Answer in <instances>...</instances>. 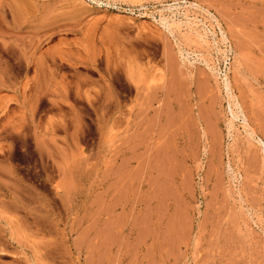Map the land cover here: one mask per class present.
Returning <instances> with one entry per match:
<instances>
[{"label": "rangeland", "instance_id": "rangeland-1", "mask_svg": "<svg viewBox=\"0 0 264 264\" xmlns=\"http://www.w3.org/2000/svg\"><path fill=\"white\" fill-rule=\"evenodd\" d=\"M263 125L264 0H0V264H264Z\"/></svg>", "mask_w": 264, "mask_h": 264}, {"label": "bare ground", "instance_id": "bare-ground-1", "mask_svg": "<svg viewBox=\"0 0 264 264\" xmlns=\"http://www.w3.org/2000/svg\"><path fill=\"white\" fill-rule=\"evenodd\" d=\"M206 1H207V0H206ZM191 4H192V3H191ZM193 5H194V4H193ZM196 6H197V5H196ZM170 7H171V6H168L165 10H167V11L170 10V9H171ZM170 14H171V12H170ZM173 14H174V13H173ZM172 16H173V15H172ZM161 17H162V16H161ZM161 17H160L159 20H160L162 26H163V27H166L167 30H168L170 33H173V29L179 26V22L176 24V23H175L176 21H174V20H169V18L166 19L165 17H164V18H163V17L161 18ZM175 25H176V26H175ZM183 28H184V27H183ZM175 32H176V31H175ZM189 32H190V31H189ZM187 33H188V32H187ZM242 33H243V32H242ZM188 34H189V33H188ZM196 34H197L196 36H197L199 39L204 40V39H203L204 36H202V34H200V33H198V32H196ZM175 37H176V36H175ZM193 38H194V37H193ZM128 42H129V40H128ZM204 42H205V41H204ZM128 44H129V43H128ZM130 44H131V42H130ZM124 46H126V45H124ZM168 48H169V47H168ZM170 50H171V47H170ZM170 50H169V51H170ZM166 51H167V50H165V53H166ZM196 51H197V50H196ZM170 52H171V51H170ZM171 53H172V52H171ZM167 54H168V53H167ZM165 56H166V55H165ZM172 56H173V55H172ZM174 57H175V56H174ZM166 58H167V57H166ZM175 59H176V58H175ZM195 59H196V58H195ZM93 60H94V59H93ZM165 60H166V59H165ZM167 60H168V59H167ZM173 60H174V58H173ZM170 61H171V60H170ZM175 61H176V60H175ZM204 61H205V60H204ZM44 63H45V62H44ZM47 63H48V62H47ZM109 63H110V62H109ZM170 63H171V62H170ZM115 64H116V63H115ZM167 64H168V61H167ZM174 64H175V63H174ZM109 65H110V64H109ZM171 65H172V64H171ZM42 66H43V65H42ZM115 66H116V65H115ZM115 66H114V67H115ZM117 66H118V65H117ZM135 66H136V64H135ZM168 66H169V65H168ZM174 66H175V65H174ZM174 66H173V67H174ZM43 67H44V66H43ZM112 67H113V66H112ZM170 67H171V66H170ZM237 67H238V66H237ZM136 68H137V66H136ZM208 68L210 69L211 72L214 71V66H211V67L209 66ZM101 69H102V68H101ZM106 69H107V68H106ZM126 69H127V68H126ZM173 69H174V68H173ZM109 70H110V69H109ZM167 70H168V69H167ZM215 70H216V69H215ZM119 71H120V70H119ZM169 71H171V70H168V72H169ZM199 72H200V71H199ZM199 72H197V73H199ZM124 73H125V72H124ZM132 73H133V72H132ZM135 73H136V72H135ZM172 73H173V71H172ZM172 73H171V74H172ZM179 73H180V71H179ZM197 73H195V74H197ZM143 74H144V73H143ZM180 74H181V73H180ZM180 74H179V75H180ZM132 75H133V74H132ZM138 75H139V74H138ZM169 75H170V73H169ZM169 75H168V76H169ZM174 75H175V74H174ZM174 75H173V76H174ZM199 75H201V74L199 73ZM112 76H113V75H112ZM115 76H116V75H115ZM194 76H195V75H194ZM211 76L213 77V75H211ZM227 76H228V75H226L225 73L222 75V79H221L222 82H221V84H222V87H223V89H224V91H225V93H226V98H227V102H228L229 110L231 111L230 114L232 115L231 117H233V119H234V118L236 117V115L234 114L233 110L231 109V106H232L233 109H234V107H235V108L237 109V111H240V104H239L238 102H236V100H235V98H238V96L236 95L237 97H235L234 93L232 92V89H231L232 87L230 86V83H229L230 81H228ZM171 77H172V76H171ZM174 77H175V76H174ZM195 77H196V76H195ZM197 77H198V76H197ZM202 77H203V76H202ZM200 78H201V77H200ZM208 78H209V77H208ZM142 79H143V77H142ZM173 79H174V78H173ZM177 79H178V77H177ZM130 80H131V79H130ZM206 80H207V79H206ZM110 81H111V80H110ZM168 81H169V80H168ZM177 81H179V80H177ZM84 82H85V81H84ZM169 82H170V81H169ZM173 82H175V81H173ZM202 82H203V81H202ZM204 82H205V81H204ZM204 82H203V83H204ZM85 83H86V82H85ZM177 83H178V82H176V84H177ZM182 83H183V82H181V84H182ZM111 84L113 85L112 82H110V83L107 85V90H108V94H110V95L112 96V94H113V87H112ZM169 84H170V83H169ZM181 84H180V85H181ZM83 85H84V83H83ZM165 85H167V87H168V84H165ZM170 85H171V84H170ZM175 86H176V85H175ZM219 86H220V85H219ZM167 87H166V88H167ZM181 87H183V85H182ZM200 87H201V86H200ZM203 87H204V85H203ZM203 87H202V88H203ZM141 88H142V87H141ZM141 88H140V89H141ZM174 88H175V87H174ZM206 88H207V87H206ZM204 89H205V88H204ZM156 90H157V89H156ZM165 90H166V89H165ZM168 90H169V87H168ZM170 90H171V88H170ZM172 90H173V88H172ZM173 91H175V89H174ZM177 91H178V90H177ZM177 91H176V92H177ZM199 91H200V89H199ZM178 92L180 93V91H178ZM181 92H182V91H181ZM206 92H207V91H206ZM151 93H152V92H151ZM105 94H106V93H105ZM199 94H200V93H199ZM110 95H109L108 97H110ZM146 95H147V94H146ZM166 95H167V93H166ZM180 95H181V94H180ZM197 95H198V94H197ZM201 95H202V94H201ZM106 96H107V95H106ZM171 96L173 97V95H171ZM178 96H179V95H178ZM143 97H144V95H143ZM148 97H150V96H148ZM198 97H199V95H198ZM198 97H197V98H198ZM174 98H175V97H174ZM178 98H179V97H178ZM183 98H184V97H183ZM104 99H106V98H104ZM107 99H108V98H107ZM138 99H139V98H138ZM142 99H143V98H142ZM149 99H150V98H149ZM152 99H153V98H152ZM185 99H186V98H185ZM240 99H242V98H240ZM118 100H119V99H118ZM147 100H148V99H147ZM170 100H171V99H170ZM179 100H180V98H179ZM181 100H182V99H181ZM196 100H198V99H196ZM237 100H239V99H237ZM162 101H163V100H162ZM168 101H169V100H168ZM65 102H66V101H65ZM107 102H108V101H107ZM150 102H151V101H150ZM163 102H164V101H163ZM165 102H166V101H165ZM197 102H198V101H197ZM225 102H226V101H225ZM227 102H226V103H227ZM58 104H59V103H58ZM147 104H148V103H147ZM145 105H146V104H145ZM226 105H227V104H226ZM138 106H139V105H138ZM158 106H159V105H158ZM211 106H212V105H211ZM211 106H209V107H211ZM241 106H242V105H241ZM244 106H245V105H244ZM251 106H252V105H251ZM113 107H114V106H113ZM141 107H143V106H141ZM151 107H152V106H151ZM252 107H253V106H252ZM143 108H144V107H143ZM153 108H154V106H153ZM168 108H169V107H168ZM211 108H212V107H211ZM241 108H242V107H241ZM141 109H142V108H141ZM141 109H140V110H141ZM145 109H146V108H145ZM165 109H167V108H165ZM199 109H200V108H199ZM202 109H203V108H202ZM219 109H220V108H219ZM106 110H107V109H106ZM146 110H147V109H146ZM160 110H161V109H160ZM102 111H103V110H102ZM156 111H157V110H156ZM170 111H171V110H170ZM104 112H105V111H104ZM127 112H128V111H127ZM137 112H138V111H137ZM198 112H199V111H198ZM244 112H245V110H244ZM254 112H257V111H254ZM117 113H118V112H117ZM139 113H140V112H139ZM145 113H146V112H145ZM157 113H158V112H157ZM160 113H162V112H160ZM178 113H179V112H178ZM200 113H201V112H200ZM211 113H212V112H211ZM235 113H236V110H235ZM105 114H106V113H105ZM136 114H137V113H136ZM162 114H164V113H162ZM203 114H204V113H203ZM203 114H202V115H203ZM212 114H213V113H212ZM212 114H211V115H212ZM214 114H215V113H214ZM239 114H241V113H239ZM239 114H238V116H239ZM143 115H144V114H143ZM245 115H246V114H245ZM255 115H258V114H255ZM95 116H96V115H95ZM119 116H121V115H119ZM124 116H125V115H124ZM128 116H129V115H128ZM135 116H136V115H134V117H135ZM176 116H177V115H175V117H176ZM182 116H184V115H182ZM182 116H181V117H182ZM221 116H222V115H221ZM241 116H242V114H241ZM247 116H248V115H247ZM258 116H259V115H258ZM158 117H160V116H158ZM172 117H173V116H172ZM181 117H180V118H181ZM203 117H204V116H203ZM212 117H213V116H212ZM144 118H145V116H144ZM144 118H142V120H143ZM167 118H168V117H167ZM177 118H178V117H177ZM208 118H209V117H208ZM215 118H216V117H215ZM242 118H244V115H243ZM127 119H128V118H127ZM163 119H164V118H163ZM206 119H207V118H206ZM233 119H230V120L232 121ZM137 120H138V119H137ZM155 120H156V119L154 118V121H155ZM181 120H182V119H181ZM201 120H202V116H199V115H198V121H199V123L202 125L201 131H202V137H203V140L205 141L204 143H206V142L208 143V141L210 140V139H209V135H208L209 132L206 130V128H205L206 126L203 127V124H202ZM215 120H216V119H215ZM235 120H236V119H235ZM244 120L246 121V118H244ZM116 121H118V120L116 119ZM121 121H123V120L121 119ZM121 121H120V122H121ZM138 121H139V120H138ZM182 121H183V120H182ZM209 121H210V120H209ZM209 121H207V122H209ZM242 121H243V119H242ZM211 122H212V121H211ZM143 123H144V122H142V123H138L137 126H138L139 128H142V127H143ZM149 123H151V122H149ZM154 123H155V122H154ZM163 123H164V122H163ZM135 124H137V123H135ZM156 124H157V121H156ZM167 124H168V123H167ZM169 124H170V123H169ZM175 124H176V123H175ZM206 124H207V123H206ZM229 124H230V122H229ZM244 124H245V123H244ZM260 124H262V123H260ZM158 125H159V123H158ZM172 125H173V124H172ZM213 125H214V123H213ZM245 125H246V124H245ZM153 126H154V125H153ZM153 126H152V127H153ZM168 126H169V125H168ZM246 126H247V125H246ZM263 126H264V125H263ZM97 127H98V125H97ZM135 127H136V126H135ZM148 127H149V124H148ZM159 127H160V126H159ZM171 127H172V126H171ZM247 127H248V126H247ZM247 127H246V128H247ZM258 127H259V126H258ZM149 128H150V127H149ZM172 128H173V127H172ZM252 128H253V127H252ZM260 128H261V126H260ZM111 129H112V128H111ZM147 129H148V128H147ZM166 129H167V128H166ZM249 129H250V128H249ZM149 130H150V129H149ZM157 130H159V128H158ZM157 130H155L154 133L156 132V134H157ZM164 130H165V129H164ZM164 130H163V131H164ZM169 130H170V129H169ZM163 131H162V132H163ZM142 132H143V131H142ZM147 132H148V130H147ZM166 132H167V131H166ZM250 132H251V134L253 133L251 130H250ZM158 133H160V132H158ZM175 133H176V132H175ZM134 134H135V133H134ZM143 134H144V133H143ZM145 134H146V133H145ZM147 134H148V133H147ZM147 134H146V135H147ZM161 134H162V133H161ZM161 134H159V136H162ZM217 134H218V133H217ZM218 135H219V134H218ZM253 135H254V133H253ZM138 136H139V135H138ZM151 136H152V135H151ZM157 136H158V135H157ZM195 136H197V135H195ZM212 136H213V135H212ZM214 136H215V135H214ZM134 137H135V136H134ZM134 137H133L134 140H135V138H138L137 135H136L135 138H134ZM144 137H145V136H144ZM175 137H176V136H175ZM215 137H216V136H215ZM149 138H150V137H149ZM160 138H161V137H160ZM179 138H180V137H179ZM212 138H213V137H212ZM131 139H132V138H131ZM138 139H140V137H139ZM155 139H156V137H155ZM144 140H145V139H144ZM160 140H161V139H160ZM132 141H133V140H132ZM135 141H136V140H135ZM141 141H142V140H141ZM143 142H144V141H143ZM257 142H258V141H257ZM259 142H260V141H259ZM137 143H139V141H138ZM137 143H133V144H132L133 146H132V145L129 146V147L132 146V149H133V150H132V149H125V150H127V151H129V153H131V152L134 151V150L136 151L137 148H138L137 150H139V151L142 150L143 148H145V147H143L142 144L140 145L141 142H140L139 144H137ZM145 143H146V141H145ZM154 143H155V142H154ZM174 143H175V141H174ZM218 143H219V142H218ZM135 144H136V145H135ZM171 144H172V143H171ZM260 144H261V142H260ZM157 145H158V144H157ZM159 145L161 146L162 143L159 144ZM169 145H170V144H169ZM210 145H211V144H210ZM215 145H216V144H215ZM134 146H135V147H134ZM155 146H156V145H155ZM155 146H154V148L156 149ZM165 146H166V145H165ZM170 146H171V145H170ZM217 146H218V145H217ZM217 146H216V147H217ZM171 147L173 148L174 146H171ZM218 147H219V146H218ZM262 147H263V150H264V145H262ZM147 148H148V147H147ZM157 148H158V146H157ZM161 148H162V147H161ZM172 148H171V149H172ZM176 148H177V147H176ZM210 148H212V147H210ZM159 149H160V148H159ZM166 149H168V147H167ZM217 149L219 150V148H217ZM217 149H216V150H217ZM130 150H132V151H130ZM144 150H145V149H144ZM151 150H153V149H151ZM162 150H165V149L162 148ZM169 150H170V148H169ZM174 150H175V149H174ZM180 150H181V149H180ZM127 151H125V152H127ZM156 151H158V150H156ZM159 151H160V150H159ZM175 151L178 152V150H175ZM175 151H174V152H175ZM193 151H194V150H193ZM209 151H210V150H209ZM209 151H207V152L209 153ZM211 151H212V149H211ZM219 151H220V150H219ZM150 152H151V151H150ZM169 152L171 153L172 151H169ZM177 152H175V153L177 154ZM191 152H192V151H191ZM191 152H190V153H191ZM145 153H146V150H145ZM156 153H157V152H156ZM164 153H166V152H164ZM211 153H212V152H211ZM122 154H123V153H122ZM122 154H121V155H122ZM134 154H136V153H134ZM137 154H139V153H137ZM149 154H151V153H149ZM152 154H155V151H154V153H152ZM152 154H151V155H152ZM159 154L161 155L162 152H159ZM181 154H182V153H181ZM125 155H126V154H125ZM165 155H166V154H163V156H165ZM168 155L171 156V154H167V156H168ZM178 155H180V154H178ZM123 156H124V155H123ZM144 156H145V155H144ZM149 156H150V155H149ZM211 156H212V154H211ZM155 157H156V155H155ZM173 157L176 158L175 156H171V159H172ZM181 157H182V156H181ZM185 157H186V156H185ZM193 157H194V156H193ZM215 157H216V156H215ZM122 158H123V157H122ZM127 158H128V157H127ZM145 158H146V157H145ZM160 158H163L162 155H161ZM165 158H168V157H165ZM174 158H173V160H174ZM129 159H130V158H129ZM140 159H141V158H140ZM150 159H151V158H149L148 160H150ZM152 159H153V158H152ZM152 159H151V160H152ZM156 159H157V158H155V159H154L155 161H152V162H156ZM163 159H164V158H163ZM169 159H170V158H169ZM169 159H168V160H169ZM179 159H180V158H179ZM124 160H125V158H124ZM126 160H127V159H126ZM126 160L123 161V162H126ZM141 160H143V158H142ZM158 160H159V159H158ZM166 160H167V159H165V161H166ZM173 160H172V161H173ZM176 160H178V159H176ZM193 160H195V159H193ZM146 161H147V160H146ZM165 161H164V162H165ZM169 161H170V160H169ZM172 161H171V163H170L171 165L168 163V164H169L168 166H174V165H172V163H173V162L176 163V161H173V162H172ZM179 161H180V160H179ZM217 161H218V160H217ZM120 162H122L121 159H120ZM167 162H168V161H167ZM182 162H183V160H182ZM182 162H181V163H182ZM220 162H221V161H219V163H220ZM177 163H178V162H177ZM217 163H218V162H217ZM127 164H128V161H127L126 165H127ZM160 164H161V161H160ZM126 165H125V166H126ZM128 165H129V164H128ZM136 165H138V163H137ZM151 165H152V164H151ZM151 165H150V166H151ZM156 165H157V164H156ZM161 165H162V164H161ZM217 165H219V164H217ZM140 166H141V165H140ZM164 166H165V165H164ZM168 166H167V167H168ZM179 166H180V165H179ZM194 166H195V165H194ZM130 167H131V166H130ZM141 167H142V166H141ZM145 167H146V165H145ZM167 167H166V168H167ZM174 167H175V166H174ZM174 167H172L171 169H173ZM180 167H181V166H180ZM180 167H179V168H180ZM215 167H216V166H215ZM120 168H121V167H120ZM162 168H163V167H162ZM162 168H161V169H162ZM168 168H169V167H168ZM168 168H167V169H168ZM177 168H178V167H177ZM117 169H118V168H117ZM151 169H152V168H151ZM153 169H154V168H153ZM158 169H160V168L158 167ZM158 169H157V170H158ZM169 169H170V168H169ZM171 169H170V170H171ZM211 169H212V168H211ZM214 169H215V168H214ZM119 170H120V169H119ZM119 170H118V171H119ZM129 170H130V169H129ZM170 170H167V171H169V172H170V175H172V172H173L174 169H173L172 171H170ZM178 170H179V169H178ZM180 170H181V169H180ZM184 170H185V168H184ZM186 170H187V169H186ZM207 170H208V169H207ZM216 170H217V169H216ZM158 171H159V170H158ZM214 171H215V170H214ZM122 172H124V171H122ZM156 172H157V171H156ZM161 172H162V171H161ZM161 172H160V173H161ZM163 172H164V171H163ZM210 172H211V171H210ZM124 173H125V172H124ZM124 173H123V175H124ZM131 173H132V172H131ZM160 173H158V174H160ZM180 174H181V173H180ZM138 175H139V173H138ZM150 175H151V174H150ZM165 175H166V174H165ZM111 176H112V175H111ZM128 176H129V175H128ZM128 176H127V177H128ZM131 176H132V175H131ZM166 176H167V175H166ZM150 177H151V176H150ZM158 177H159V175H158ZM162 177H164V174L162 175ZM169 177H170V176H169ZM124 178H125V177H124ZM130 178H131V177H130ZM170 179H171V178H170ZM181 179H182V178H181ZM184 179H185V178H184ZM114 180H115V179H114ZM145 180H146V179H145ZM152 180H153V179H152ZM162 180H163V179H162ZM110 181H111V180H110ZM118 181H120V180H118ZM131 181H132V180H131ZM135 181H136V179H135ZM159 181H160V180H159ZM165 181H167V180H165ZM170 181H172V180H170ZM180 181H181V180H180ZM160 182H162V181H160ZM172 182H173V181H172ZM177 182H178V181H177ZM127 183H128V182H127ZM153 183H155V182H153ZM173 183H174V182H173ZM178 183L180 184V182H178ZM181 183H182V182H181ZM108 184H109V182H108ZM110 184H111V183H110ZM125 184H126V183H125ZM164 184H165V183H164ZM168 184H169V181H168ZM159 185H160V183H159ZM172 185H173V184H172ZM182 185H183V184H182ZM109 186H110V185H109ZM124 186H125V185H124ZM164 186H165V185H164ZM170 186H171V185H170ZM170 186H168V187L170 188ZM118 187H119V186H118ZM180 188H181V187H180ZM107 189H108V188H107ZM107 189H106V190H107ZM115 189H116V188H115ZM181 189H182V188H181ZM117 190H118V188H117ZM124 190H126V189L124 188ZM124 190H123V192H124ZM119 191H120V190H119ZM181 191H182V190H181ZM14 192H15V191H14ZM121 192H122V191H121ZM121 192H119L120 195H121ZM127 192H128V191H127ZM104 193H105V192H104ZM112 194H113V193H112ZM112 194H111V195H112ZM123 194H124V193H122V195H123ZM111 195H110V196H111ZM118 196H119V195H118ZM112 197H113V196H112ZM122 197H123V196H122ZM122 197H121V198H122ZM147 197L149 198L148 195H147ZM150 197H151V196H150ZM117 198H119V197H117ZM148 198H147V201H148ZM114 199H115V198H114ZM144 200H145V198H144ZM127 201H128V200H127ZM158 201H159V200H158ZM123 202H124V201H123ZM123 202H122V203H123ZM125 202H126V200H125ZM143 202H144V201H143ZM167 202H168V201H167ZM117 203H119V202H117ZM130 203H131V201H130ZM146 203H147V202H146ZM123 204H124V203H123ZM158 204H159V203H158ZM130 205H132V204H130ZM121 206H122V205H121ZM164 207H166V206H164ZM180 207H181V206H179V208H180ZM147 208H148V207H147ZM158 208H159V207H158ZM130 209H131V208H130ZM180 209H181V208H180ZM145 210H146V207H145ZM176 210H177V208H176ZM127 211H128V210H127ZM129 211H130V210H129ZM156 211H157V210H156ZM182 211H183V209H182ZM145 212H146V211H145ZM179 212H180V211H179ZM161 213H162V212H161ZM177 213H178V212H177ZM185 213H186V212H185ZM143 214H144V213H143ZM173 214H174V213H173ZM179 214H180V213H179ZM144 215H145V214H144ZM149 216H150V215H149ZM156 216H157V215H156ZM176 216H177V215H176ZM183 216H184V214H183ZM144 217H146V216H144ZM144 217H143V218H144ZM143 218H142V219H143ZM172 218H173V217H172ZM148 219H149V218H148ZM144 220H145V219H144ZM144 220H143V221H144ZM156 220H157V219H156ZM170 220H171V219H170ZM174 220H175V219H174ZM172 223H173V222H172ZM143 224H144V223H143ZM171 225H172V224H171ZM172 226H173V225H172ZM144 227H145V226H144ZM169 228H170V231H171V227H169ZM178 228H179V227H178ZM149 229H150V228H149ZM175 229H177V228H175ZM180 229H181V228H180ZM140 230H141V229H140ZM143 230H144V229H143ZM178 230H179V229H178ZM183 230H184V229H183ZM180 231H181V230H180ZM173 232H174V231H173ZM176 232H178V231H176ZM145 233H147V232H145ZM141 234H142V232L140 233V235H141ZM168 234H169V233H167V235H168ZM170 234H171V233H170ZM142 236H143V235H142ZM175 237H176V236H175ZM141 238H142V237H141ZM169 239H170V238H169ZM170 241H171V239H170ZM164 253H165V252H164Z\"/></svg>", "mask_w": 264, "mask_h": 264}]
</instances>
